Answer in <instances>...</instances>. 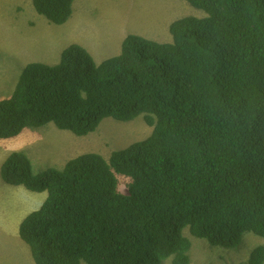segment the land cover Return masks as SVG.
I'll use <instances>...</instances> for the list:
<instances>
[{
    "label": "trees",
    "instance_id": "16d2710c",
    "mask_svg": "<svg viewBox=\"0 0 264 264\" xmlns=\"http://www.w3.org/2000/svg\"><path fill=\"white\" fill-rule=\"evenodd\" d=\"M186 1L207 16L172 23L171 43L129 35L101 64L73 44L56 65L26 66L0 101L1 140L49 125L88 136L107 118L154 128L109 160L35 173L25 151L6 158L7 185L47 193L19 230L35 264H191L186 228L224 249L264 238V0ZM74 3L32 0L55 25ZM233 264H264V246Z\"/></svg>",
    "mask_w": 264,
    "mask_h": 264
},
{
    "label": "rangeland",
    "instance_id": "374dc122",
    "mask_svg": "<svg viewBox=\"0 0 264 264\" xmlns=\"http://www.w3.org/2000/svg\"><path fill=\"white\" fill-rule=\"evenodd\" d=\"M188 16L203 18L207 14L186 0H75L71 20L55 25L35 11L32 0H0V101L11 97L26 66L31 63L56 65L62 52L73 44L86 48L96 63L101 64L120 54L122 43L129 35L171 43L170 26ZM153 129L144 116L129 122L107 118L88 136H77L53 125L27 129L17 138L0 139V167L11 153L18 151L29 155L35 173L50 167L63 168L68 161L87 153H98L109 160L114 151L145 140ZM118 179L119 191L127 194L131 179L122 175H118ZM9 191L12 190L4 193L0 189V212H3L0 225L9 223L19 209L29 213L39 210L47 197V193L27 190L34 196L29 194L16 205ZM34 197L36 205L30 203ZM184 234L192 242L191 264L245 262L256 247L264 246V238L252 233L246 234L241 246L234 250L212 247L206 240L192 236L188 228ZM7 236L0 228V261L17 258L18 249ZM25 246L35 264L29 246ZM164 264H171V259Z\"/></svg>",
    "mask_w": 264,
    "mask_h": 264
},
{
    "label": "crops",
    "instance_id": "0c3cea01",
    "mask_svg": "<svg viewBox=\"0 0 264 264\" xmlns=\"http://www.w3.org/2000/svg\"><path fill=\"white\" fill-rule=\"evenodd\" d=\"M0 174H1V167H0ZM5 184L6 183L0 179L1 191H3L5 193L7 190H12L9 192H11L13 194V199L15 197L14 204H16V205H17L16 202L22 203L23 199H25L30 194V193H27V190L23 187H12L9 185H8V187H5L7 185V184L6 185ZM36 194H39V193H36ZM30 196H34V194H30ZM45 200L46 199H44V201ZM30 203L34 204V205L38 204L37 198L34 197V198L30 199ZM30 203H27L29 207L31 205ZM43 203L41 204V206L43 205ZM24 211H25V209H19L16 216L13 215V217L8 220L9 223H5V224L0 225V228H2L7 233V235H8L7 237L13 239V241H14V242L12 241L13 245L18 249V251L15 252V253H17L16 260H13L12 258H10L9 260L0 261V264H33V261L30 257V253L28 251V248L25 246L26 243L21 239L20 234H19L20 225H21L22 221L27 217V215H29L31 213V212L29 213V212H24ZM1 213H3V212H0V214ZM24 213H27V214H24Z\"/></svg>",
    "mask_w": 264,
    "mask_h": 264
},
{
    "label": "clouds",
    "instance_id": "9594fccd",
    "mask_svg": "<svg viewBox=\"0 0 264 264\" xmlns=\"http://www.w3.org/2000/svg\"><path fill=\"white\" fill-rule=\"evenodd\" d=\"M73 15H74V14H73ZM72 17H73V16H72ZM70 20H71V19H70ZM70 20H69V21H70Z\"/></svg>",
    "mask_w": 264,
    "mask_h": 264
}]
</instances>
